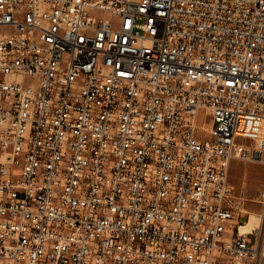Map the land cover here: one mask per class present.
Instances as JSON below:
<instances>
[{
    "label": "built area",
    "instance_id": "2783aa9c",
    "mask_svg": "<svg viewBox=\"0 0 264 264\" xmlns=\"http://www.w3.org/2000/svg\"><path fill=\"white\" fill-rule=\"evenodd\" d=\"M234 160H264V0H0V264H261Z\"/></svg>",
    "mask_w": 264,
    "mask_h": 264
},
{
    "label": "rangeland",
    "instance_id": "374dc122",
    "mask_svg": "<svg viewBox=\"0 0 264 264\" xmlns=\"http://www.w3.org/2000/svg\"><path fill=\"white\" fill-rule=\"evenodd\" d=\"M200 119L203 120L201 136L206 138L210 129V116H205L204 112H201ZM229 180L236 196L237 213H242L243 209L264 213V202L259 197V192L264 189V160L258 162L234 160L229 168ZM246 218L240 222H244ZM251 239L256 240L255 234L251 235Z\"/></svg>",
    "mask_w": 264,
    "mask_h": 264
},
{
    "label": "bare ground",
    "instance_id": "6f19581e",
    "mask_svg": "<svg viewBox=\"0 0 264 264\" xmlns=\"http://www.w3.org/2000/svg\"><path fill=\"white\" fill-rule=\"evenodd\" d=\"M211 126V123L209 124V127ZM243 212H248L251 214L250 218H249V222H247L246 224H244L243 226L240 227V231L241 232H247V231H251L256 227H261L264 223V213H259L257 214L255 211H248L247 209H243ZM263 255H264V250H263ZM263 261V260H262ZM262 264V262H261Z\"/></svg>",
    "mask_w": 264,
    "mask_h": 264
},
{
    "label": "crops",
    "instance_id": "0c3cea01",
    "mask_svg": "<svg viewBox=\"0 0 264 264\" xmlns=\"http://www.w3.org/2000/svg\"><path fill=\"white\" fill-rule=\"evenodd\" d=\"M257 214H259V213H257ZM250 216H251V214H250ZM245 217H247V218L244 220V222H240V220L243 219V218H245ZM233 222H234L235 226H237V227L240 228L241 226H243L244 224H246L247 222H249V216H248V214H246L244 212L243 213H237L236 216H235V218H234V220H233Z\"/></svg>",
    "mask_w": 264,
    "mask_h": 264
}]
</instances>
